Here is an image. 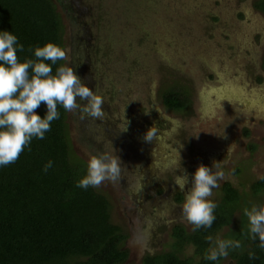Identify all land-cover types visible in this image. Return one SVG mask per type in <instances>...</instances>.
Masks as SVG:
<instances>
[{
    "label": "rangeland",
    "instance_id": "374dc122",
    "mask_svg": "<svg viewBox=\"0 0 264 264\" xmlns=\"http://www.w3.org/2000/svg\"><path fill=\"white\" fill-rule=\"evenodd\" d=\"M55 1L65 25L64 64L105 101L103 123L93 121L88 129L82 121L87 113L68 112L73 150L85 162L90 154L110 151L122 163L117 181L97 187L110 199L111 221L126 234L127 259L121 264H146L148 257L155 264L173 257L194 264L190 239L209 249V236L238 237L243 259L264 264V249L258 238L253 245L243 214L245 207L264 202V186L253 188L264 181V15L251 8V0ZM173 88L186 91L189 104L183 111H170L160 101V93ZM129 109L146 128L169 122L159 139L167 162L153 160L151 166L139 152L130 156L120 145L127 140L100 144L106 134L102 125L109 120L105 126L119 129L116 115ZM216 163L225 178L209 197L216 204L210 228L194 231L182 214L172 217L164 210L151 220L150 206L142 213L143 185L166 178L177 189L184 170L191 180L198 164ZM145 167L153 173L149 179ZM175 225L189 239L173 243ZM219 264L237 263L227 256Z\"/></svg>",
    "mask_w": 264,
    "mask_h": 264
},
{
    "label": "trees",
    "instance_id": "16d2710c",
    "mask_svg": "<svg viewBox=\"0 0 264 264\" xmlns=\"http://www.w3.org/2000/svg\"><path fill=\"white\" fill-rule=\"evenodd\" d=\"M253 5L264 13V0H255ZM4 30L23 46V51L17 47L21 61L35 59L34 48L45 42L65 46V25L55 0H0V31ZM46 63L55 73L64 61ZM160 101L173 112L189 104L186 91L177 88L163 90ZM46 111L43 103L36 109L42 118ZM58 112L43 139L34 137L14 163L0 166V264H121L127 259L126 234L111 221V202L105 192L77 187L86 162L73 150L68 112L60 105ZM49 160L52 167L45 172ZM262 186L264 181L258 180L253 188ZM175 199L179 201L181 195ZM183 233L182 226L175 225L173 243L189 239ZM229 239L239 240L236 236ZM190 240L197 253L194 264H219L223 259H206L209 249ZM228 257L237 264H250L237 249H229ZM144 262L155 264L149 257ZM190 262L185 257L166 259V264Z\"/></svg>",
    "mask_w": 264,
    "mask_h": 264
},
{
    "label": "clouds",
    "instance_id": "9594fccd",
    "mask_svg": "<svg viewBox=\"0 0 264 264\" xmlns=\"http://www.w3.org/2000/svg\"><path fill=\"white\" fill-rule=\"evenodd\" d=\"M17 47L23 51L14 34L0 31V166L14 163L34 137L44 138L50 130V123L59 117L58 105L66 112L79 110L93 118L104 116L103 97L86 86L70 64H61L53 73L52 67L46 63L67 61L65 49L53 42H45L34 48L35 59L21 61ZM78 100L84 102L83 106ZM42 103L47 108L43 118L36 113ZM154 137L155 131L150 126L143 139L151 142ZM121 166L120 158L110 151L90 154L85 175L80 178L77 187L96 188L105 181L115 182L120 178ZM51 167L52 161L49 160L43 170L47 172ZM214 168L217 170L213 171ZM219 169L218 163L211 168L198 164L191 180L186 170L184 176L177 180L184 191L181 212L184 219L194 226V231L202 227L210 228L215 220L216 204L209 197L213 194L212 190L219 187L218 181L225 178V173ZM189 183L190 187L185 190ZM243 214L248 221L247 235L252 239L258 237L259 247L264 249V202L245 207ZM207 239L213 246L205 258L212 261L226 258L229 249L241 247L239 240L219 237L213 240L211 236ZM253 258L254 253H249V259Z\"/></svg>",
    "mask_w": 264,
    "mask_h": 264
},
{
    "label": "flooded vegetation",
    "instance_id": "af4514ba",
    "mask_svg": "<svg viewBox=\"0 0 264 264\" xmlns=\"http://www.w3.org/2000/svg\"><path fill=\"white\" fill-rule=\"evenodd\" d=\"M254 1L255 0H251V8L254 9L257 13L264 15L263 12L259 11L258 9L254 7L253 5ZM263 53H264V50L261 54V57ZM89 67H91V64H88V67L85 70H88ZM260 67H261V58H260ZM78 103H80L81 106H83L84 104V102L79 101V100H78ZM119 114L120 112L118 111L116 115L117 118L114 121L115 123L116 122L119 123L120 125L119 129H112V128H108L107 126H105V125H108L109 120H107V123L102 125V127H104L103 130L104 129L106 130V134L101 135L102 137L100 139L101 140L100 144L101 142H105L108 140L111 142H115L117 138L120 140H127L126 143H123L120 145L122 146L123 149L129 150L130 156L133 157L134 154H137L139 152L140 156L144 157V161L151 163V166H152V163L154 162L153 160L158 161L160 165L163 162L168 161L167 160L168 156L161 154V151H164V147L159 139L161 137L160 129L166 130L167 126L169 125V122L164 127H157L158 124H155V125L153 124L152 130L155 131L156 135L151 142H146L143 139V136L148 128H146V125L142 123L137 117H134L131 114V109H129L128 112L126 110V113H124V116L122 114L120 116ZM104 118H105L104 116L102 118H93L91 116H86L85 118L82 119V121L86 123V128L88 129L91 126H93L92 125L93 121L98 126L99 123H103ZM124 128H126V130H123ZM152 146H154L152 151L153 150L156 151L155 155L151 154ZM122 157L126 158V154H123ZM144 169H145L144 174L149 179V177H151L153 173L148 175L147 170L149 168L145 167ZM147 182L148 180L146 181V183ZM153 184H157V186L154 187ZM153 184L152 185L148 184L149 186H146V185L142 186L144 189L142 191V195H144L147 192V195L145 196L146 200H144L143 204L140 205L142 213H145L146 209L150 206L151 207L150 212H152L151 217H150L151 220L159 219V217L157 216V214L159 213L158 210L160 211L164 210L166 211V213H169V215H171L172 217L176 216L177 214H182L180 206L184 199V191H182L179 187L177 189L176 187L173 188L172 184L166 178H162V179L157 178L156 181L153 182ZM176 194L181 195V199L179 201L175 199Z\"/></svg>",
    "mask_w": 264,
    "mask_h": 264
}]
</instances>
